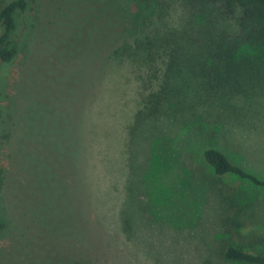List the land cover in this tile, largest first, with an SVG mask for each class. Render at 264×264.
Returning <instances> with one entry per match:
<instances>
[{
    "label": "rangeland",
    "instance_id": "374dc122",
    "mask_svg": "<svg viewBox=\"0 0 264 264\" xmlns=\"http://www.w3.org/2000/svg\"><path fill=\"white\" fill-rule=\"evenodd\" d=\"M60 2L31 0L32 13L46 21ZM146 4L154 1L132 6L131 43L160 27L158 4L145 11L150 28L148 19L141 25ZM162 7L164 22L184 17L178 0ZM47 35L54 37L50 27ZM252 39L261 45L243 51L239 71L219 65L209 88L197 76L201 54L195 70L174 76L172 86L183 91L175 97L193 108L183 105L172 117L143 107L165 68L156 54L145 61L95 52L90 61L86 52L65 73H37L33 84L42 92L33 96L25 77L42 63L35 39L11 65L12 120L6 109L0 119V264H25L31 251L45 264H249L226 259V248L264 253V191L234 175L217 177L203 158L217 147L264 178V34ZM189 87L199 95L186 94Z\"/></svg>",
    "mask_w": 264,
    "mask_h": 264
},
{
    "label": "trees",
    "instance_id": "16d2710c",
    "mask_svg": "<svg viewBox=\"0 0 264 264\" xmlns=\"http://www.w3.org/2000/svg\"><path fill=\"white\" fill-rule=\"evenodd\" d=\"M153 1L154 4H146L140 10L143 12L140 23L142 25V21L149 20L152 15L145 11L154 8L152 12L155 13L158 4L159 13L156 14L160 27L155 24L150 28L152 22L149 20L145 25L148 24L147 28H150L151 33H144V37L140 39L135 36L131 43L126 38L135 23L137 12L133 11L132 6L137 4V0H61L52 16L47 13L49 15L46 16V21L38 13H32L31 0H6L0 6V119L5 118L3 109H6V122H9V113L13 111L11 105L14 95L7 90L11 65L20 54L28 52L30 44L37 38L43 56L36 57V60L42 63L37 68L32 66L34 70L29 71L25 77L29 89L27 92L33 96L38 97L42 92V86L35 87L33 84L37 73L41 75L46 72L50 77L65 73L67 66H72V69L81 66L86 52L90 55V61L97 58H93L95 52L102 53L104 58H109L110 54L128 53L138 55L139 59L145 61L153 59L156 54L164 60L165 68L159 75L161 82L157 92H151L144 98L143 107L148 114H155L164 108V114L171 117L182 110L183 105L193 108V104H186L179 98L183 91L173 87L172 81L174 76H181L184 68L195 70L193 62L199 54L203 57V62L196 65L199 70L197 76L205 81L204 87L209 88L207 81L210 80L207 78L211 73L217 74L219 65L223 64L227 73H236L240 65L244 64L243 51L261 45L252 38H259L264 34V0H178L184 17L173 23L162 21L163 0ZM49 27L54 37L47 35L42 38ZM56 39L62 43L68 42V46H59ZM147 50H150L149 55L143 56L142 53ZM156 73L158 70L155 68V77ZM60 76L71 81L70 76ZM188 90L190 91L186 94L196 91L199 95L200 92L198 88L189 87ZM47 91L51 96H56L51 86ZM162 93L165 101L161 99ZM175 93L179 97H175ZM200 95L203 100L207 101L209 98L203 91ZM4 101L6 104H3ZM203 158L217 177L234 175L264 191V178L232 162L219 148L207 147L203 151ZM224 257L243 263L264 264V253L248 252L236 245H229ZM23 259L25 264H32V259H35L36 264H45L44 257L34 251Z\"/></svg>",
    "mask_w": 264,
    "mask_h": 264
}]
</instances>
